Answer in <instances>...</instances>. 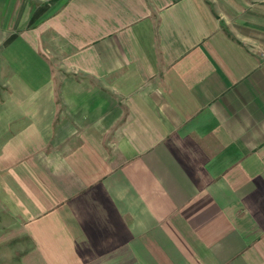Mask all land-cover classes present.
<instances>
[{"label": "crops", "instance_id": "obj_1", "mask_svg": "<svg viewBox=\"0 0 264 264\" xmlns=\"http://www.w3.org/2000/svg\"><path fill=\"white\" fill-rule=\"evenodd\" d=\"M0 203L42 264H264V0H0Z\"/></svg>", "mask_w": 264, "mask_h": 264}, {"label": "rangeland", "instance_id": "obj_2", "mask_svg": "<svg viewBox=\"0 0 264 264\" xmlns=\"http://www.w3.org/2000/svg\"><path fill=\"white\" fill-rule=\"evenodd\" d=\"M20 221L0 203V264H42L30 239L21 234Z\"/></svg>", "mask_w": 264, "mask_h": 264}]
</instances>
